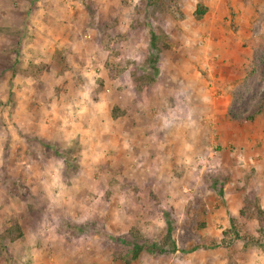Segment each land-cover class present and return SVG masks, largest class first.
<instances>
[{
  "label": "rangeland",
  "instance_id": "rangeland-1",
  "mask_svg": "<svg viewBox=\"0 0 264 264\" xmlns=\"http://www.w3.org/2000/svg\"><path fill=\"white\" fill-rule=\"evenodd\" d=\"M0 264H264V0H0Z\"/></svg>",
  "mask_w": 264,
  "mask_h": 264
},
{
  "label": "trees",
  "instance_id": "trees-1",
  "mask_svg": "<svg viewBox=\"0 0 264 264\" xmlns=\"http://www.w3.org/2000/svg\"><path fill=\"white\" fill-rule=\"evenodd\" d=\"M205 14V9H200L199 7H197V9L195 10V17L196 18H201L203 15ZM151 46H155L154 44V32L151 31ZM56 155H59L58 152H56ZM64 161L67 162L66 157H63ZM165 216H167V213L165 214ZM168 217V216H167ZM166 219V217H165ZM167 236H165L161 242H157L154 240H149V239H142L141 237H139L138 235H132V233L134 234V231L131 232V240H125L121 239V238H117V237H110L111 240L113 242H119L122 241L123 243L126 242L127 246L129 248H131V260H137L139 258V255L142 252H146L150 255H162V254H166V253H172L176 251V246L174 241L172 240V227H171V222L170 220L167 218ZM17 228V227H16ZM17 230V234L18 237H22V234L19 232L18 228Z\"/></svg>",
  "mask_w": 264,
  "mask_h": 264
}]
</instances>
